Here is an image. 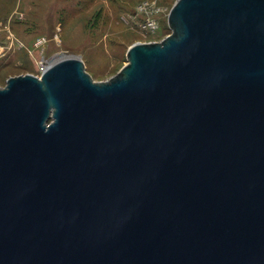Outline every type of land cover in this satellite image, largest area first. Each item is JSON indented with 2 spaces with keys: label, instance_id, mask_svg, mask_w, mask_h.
<instances>
[{
  "label": "water",
  "instance_id": "water-1",
  "mask_svg": "<svg viewBox=\"0 0 264 264\" xmlns=\"http://www.w3.org/2000/svg\"><path fill=\"white\" fill-rule=\"evenodd\" d=\"M95 80L0 87V264H264V0H176Z\"/></svg>",
  "mask_w": 264,
  "mask_h": 264
},
{
  "label": "rangeland",
  "instance_id": "rangeland-1",
  "mask_svg": "<svg viewBox=\"0 0 264 264\" xmlns=\"http://www.w3.org/2000/svg\"><path fill=\"white\" fill-rule=\"evenodd\" d=\"M175 2L0 0V87L12 76H40L43 63L67 55L79 56L95 80H108L126 64L131 45L161 41L172 32L168 16ZM153 3L163 12L157 32L149 33L135 27L132 16L139 5Z\"/></svg>",
  "mask_w": 264,
  "mask_h": 264
},
{
  "label": "built area",
  "instance_id": "built-area-1",
  "mask_svg": "<svg viewBox=\"0 0 264 264\" xmlns=\"http://www.w3.org/2000/svg\"><path fill=\"white\" fill-rule=\"evenodd\" d=\"M160 9L156 7L155 3L141 4L139 7L134 10V14L132 18L135 19V23L133 24L135 27L142 29L143 31H147L149 33H155L159 29V16L162 14ZM159 13V14H158ZM158 14V15H157ZM157 15V16H156ZM142 17V18H139ZM161 22V21H160ZM0 36H1V26H0ZM48 65H44L43 63V71L47 68Z\"/></svg>",
  "mask_w": 264,
  "mask_h": 264
},
{
  "label": "bare ground",
  "instance_id": "bare-ground-1",
  "mask_svg": "<svg viewBox=\"0 0 264 264\" xmlns=\"http://www.w3.org/2000/svg\"><path fill=\"white\" fill-rule=\"evenodd\" d=\"M60 59V58H59ZM58 60V59H57Z\"/></svg>",
  "mask_w": 264,
  "mask_h": 264
}]
</instances>
